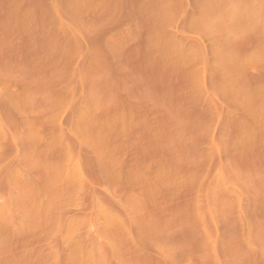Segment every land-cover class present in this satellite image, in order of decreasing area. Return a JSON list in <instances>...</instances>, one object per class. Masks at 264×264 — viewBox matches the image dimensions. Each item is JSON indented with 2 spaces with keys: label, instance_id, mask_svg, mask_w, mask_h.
I'll return each instance as SVG.
<instances>
[{
  "label": "rangeland",
  "instance_id": "obj_1",
  "mask_svg": "<svg viewBox=\"0 0 264 264\" xmlns=\"http://www.w3.org/2000/svg\"><path fill=\"white\" fill-rule=\"evenodd\" d=\"M0 264H264V0H0Z\"/></svg>",
  "mask_w": 264,
  "mask_h": 264
}]
</instances>
